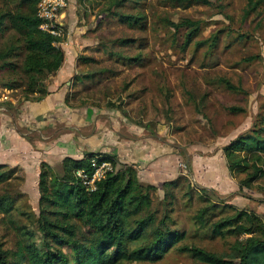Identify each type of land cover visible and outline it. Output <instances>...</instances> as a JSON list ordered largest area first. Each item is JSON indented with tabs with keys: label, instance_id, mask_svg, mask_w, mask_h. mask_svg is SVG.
I'll list each match as a JSON object with an SVG mask.
<instances>
[{
	"label": "rangeland",
	"instance_id": "374dc122",
	"mask_svg": "<svg viewBox=\"0 0 264 264\" xmlns=\"http://www.w3.org/2000/svg\"><path fill=\"white\" fill-rule=\"evenodd\" d=\"M210 1V6L184 7L167 0H67L60 22L64 28L62 46L78 55L69 100L75 106L90 105L119 113L149 134L161 133L177 147L183 155L182 173L188 176L193 192L186 195V186L177 192L172 214L175 227L185 232V244L223 253L227 250L225 242L213 241L197 230L194 217L208 204L200 195L199 188L203 187L215 192L206 195L213 202L216 198L232 199L240 208L264 215V177L255 183L254 190L241 191L243 176L229 175L224 154L226 146L253 129L264 107V4L245 19L248 0ZM121 14L141 16L143 28L122 23L118 17ZM186 19L202 22V28L185 48L189 30L177 32L167 21ZM11 36L9 33L0 40V49ZM216 36L219 40L214 47ZM124 40L129 41L121 44ZM135 57L141 61H128ZM222 78L239 90H229L220 83ZM232 107L243 111L231 112ZM193 157L200 164V172L194 174L187 164ZM214 159L216 175L220 179L229 176L228 184H215L209 175L206 165ZM122 165L117 164L115 170ZM22 187L20 179L2 184L0 198L7 193H22ZM163 198L160 188L155 200ZM27 204V198L16 201L24 211ZM34 211L38 214V205ZM3 218L0 213V243L12 248L18 235L14 225L6 224ZM16 220L36 230L25 218ZM36 238L41 239L39 232ZM63 250L69 253L68 248ZM141 264L201 263L171 252L160 262Z\"/></svg>",
	"mask_w": 264,
	"mask_h": 264
},
{
	"label": "trees",
	"instance_id": "16d2710c",
	"mask_svg": "<svg viewBox=\"0 0 264 264\" xmlns=\"http://www.w3.org/2000/svg\"><path fill=\"white\" fill-rule=\"evenodd\" d=\"M167 1L184 7L211 5L210 0ZM38 3L39 0H0V40L12 33L8 44L0 49V87L21 91L24 101H41L49 94L47 81L61 69L66 55L62 47L64 38L41 30L43 21L38 17ZM263 4L264 0H248L245 19ZM118 17L130 27L144 26L141 16ZM167 23L177 32L189 30L185 48L195 41L202 28V22L189 19ZM213 39L215 47L219 38ZM126 41L129 40L121 44ZM113 55L124 58L121 54ZM129 60L141 61L138 57ZM220 83L231 91L239 90L226 79H220ZM230 111L243 110L232 107ZM224 154L231 176H243L240 190H254L255 183L264 177V107L253 129L226 146ZM95 157H101L100 162L111 161L114 170L97 184L96 191L89 192L76 172L90 173L91 160ZM115 166L113 157L92 153L83 160L66 159L59 170L43 163L38 214L24 192L1 197L3 221L14 225L18 238L12 248L0 243V264L157 263L171 252L186 254L201 264H264L262 213L240 208L226 198H216L213 202L206 196L209 190L199 188L208 204L194 217V226L211 240L224 241L227 250L215 253L198 245H187L186 234L175 227L172 214L177 192L185 186L186 195L193 192L188 176L165 182L161 188L164 198L156 201L155 193L160 189L142 183L134 166L123 164L116 170ZM15 173L0 167V185L13 179L23 182ZM21 198L28 199L26 211L16 205ZM17 218H25L36 230L20 225ZM38 232L40 240L36 238Z\"/></svg>",
	"mask_w": 264,
	"mask_h": 264
},
{
	"label": "crops",
	"instance_id": "0c3cea01",
	"mask_svg": "<svg viewBox=\"0 0 264 264\" xmlns=\"http://www.w3.org/2000/svg\"><path fill=\"white\" fill-rule=\"evenodd\" d=\"M62 47L65 61L49 77V94L43 100L24 101L21 95H14L18 92L0 87V167L15 170V176L23 178L22 189L33 209L39 201L43 163L59 170L66 159L83 160L91 153L108 155L117 164L134 166L143 183L159 189L185 175L181 151L161 133L149 134L116 112L73 105L68 96L77 75L78 55ZM215 159L206 165L209 175L215 184H228L229 176L220 179L216 175ZM187 164L193 174L200 172L195 157Z\"/></svg>",
	"mask_w": 264,
	"mask_h": 264
},
{
	"label": "built area",
	"instance_id": "2783aa9c",
	"mask_svg": "<svg viewBox=\"0 0 264 264\" xmlns=\"http://www.w3.org/2000/svg\"><path fill=\"white\" fill-rule=\"evenodd\" d=\"M67 0H39L38 3V17L43 21L41 30L56 36L63 35V24L60 18L63 9L67 6ZM101 157H95L91 160V172L86 173L83 170L76 172L77 178L87 188L89 192L97 190V184L113 172L114 166L111 161H102Z\"/></svg>",
	"mask_w": 264,
	"mask_h": 264
}]
</instances>
